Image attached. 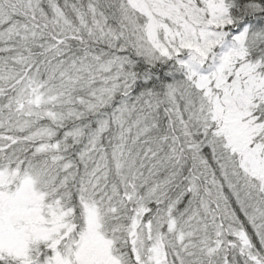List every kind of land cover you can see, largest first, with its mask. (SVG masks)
I'll return each mask as SVG.
<instances>
[{
    "label": "snow or ice",
    "instance_id": "1",
    "mask_svg": "<svg viewBox=\"0 0 264 264\" xmlns=\"http://www.w3.org/2000/svg\"><path fill=\"white\" fill-rule=\"evenodd\" d=\"M0 264H264V0H0Z\"/></svg>",
    "mask_w": 264,
    "mask_h": 264
}]
</instances>
